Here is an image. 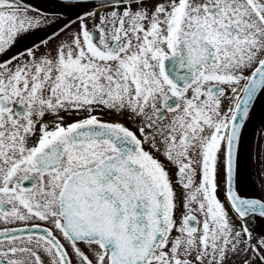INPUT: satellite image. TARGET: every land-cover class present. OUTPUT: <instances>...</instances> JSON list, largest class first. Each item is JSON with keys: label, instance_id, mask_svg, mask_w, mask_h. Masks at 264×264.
I'll use <instances>...</instances> for the list:
<instances>
[{"label": "snow or ice", "instance_id": "snow-or-ice-1", "mask_svg": "<svg viewBox=\"0 0 264 264\" xmlns=\"http://www.w3.org/2000/svg\"><path fill=\"white\" fill-rule=\"evenodd\" d=\"M0 264H264V0H0Z\"/></svg>", "mask_w": 264, "mask_h": 264}, {"label": "water", "instance_id": "water-1", "mask_svg": "<svg viewBox=\"0 0 264 264\" xmlns=\"http://www.w3.org/2000/svg\"><path fill=\"white\" fill-rule=\"evenodd\" d=\"M36 2H37V3H40V2H42V0H36Z\"/></svg>", "mask_w": 264, "mask_h": 264}, {"label": "flooded vegetation", "instance_id": "flooded-vegetation-1", "mask_svg": "<svg viewBox=\"0 0 264 264\" xmlns=\"http://www.w3.org/2000/svg\"><path fill=\"white\" fill-rule=\"evenodd\" d=\"M255 131V130H254Z\"/></svg>", "mask_w": 264, "mask_h": 264}]
</instances>
